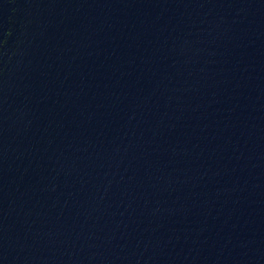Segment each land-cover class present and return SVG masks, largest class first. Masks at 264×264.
I'll return each mask as SVG.
<instances>
[{"label": "water", "instance_id": "obj_1", "mask_svg": "<svg viewBox=\"0 0 264 264\" xmlns=\"http://www.w3.org/2000/svg\"><path fill=\"white\" fill-rule=\"evenodd\" d=\"M0 264H264V0H0Z\"/></svg>", "mask_w": 264, "mask_h": 264}]
</instances>
